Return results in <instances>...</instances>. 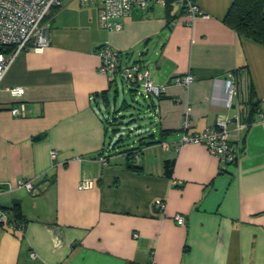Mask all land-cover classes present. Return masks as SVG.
<instances>
[{
  "label": "crops",
  "instance_id": "0c3cea01",
  "mask_svg": "<svg viewBox=\"0 0 264 264\" xmlns=\"http://www.w3.org/2000/svg\"><path fill=\"white\" fill-rule=\"evenodd\" d=\"M62 1L50 20L51 45L22 51L1 82L0 207L20 206L27 224L25 233L0 225V264H264V45L224 22L234 0H196L209 17L192 24L175 2H153L113 31L100 27L97 4ZM105 44L123 64L140 61L153 83L168 86L162 98L150 97L157 129L145 142L156 143L137 161L110 137L119 124L107 110L113 95L118 103L120 83L99 72ZM236 69L240 92L247 97L253 85L260 99L248 127L238 133L231 126L237 162L223 167L203 144L177 149L184 115L191 133L236 116L238 96L227 107L215 84ZM188 72L195 76L189 88L173 83ZM16 87L23 96L9 92ZM21 104L27 116L12 115ZM128 108L124 99L119 112ZM104 154L107 164L98 160ZM167 160H175L171 176ZM86 179L96 184L81 190ZM19 180L38 193L19 188Z\"/></svg>",
  "mask_w": 264,
  "mask_h": 264
},
{
  "label": "built area",
  "instance_id": "2783aa9c",
  "mask_svg": "<svg viewBox=\"0 0 264 264\" xmlns=\"http://www.w3.org/2000/svg\"><path fill=\"white\" fill-rule=\"evenodd\" d=\"M168 1L175 2L180 11L188 17V24H192L197 18H206L209 15L204 12L196 0H79L83 6L97 4L99 6V25L107 31L122 30V19L129 17L135 9L148 11L153 2L161 3L163 6ZM63 6L62 0H0V93L1 82L17 56L24 50H35L42 52L51 45L50 40V15L54 9ZM179 18L172 21L176 25ZM97 54L101 60L99 72L106 75L111 83H121L127 92H131L144 97L161 98L167 93L168 86L157 85L150 79V72L140 61H133L128 64L122 63L121 53L110 44L100 47ZM195 81L192 72L181 74L175 77L173 83L185 88H189ZM216 85H221V92L227 107L233 105V97L238 96V86L235 82V74L228 72L224 79H215ZM9 92L13 96H23L25 88H10ZM236 116L230 119L228 116H221L216 124L206 128L202 132H190L191 119L189 114L184 115L182 120L183 136L178 141L177 149L184 144H203L208 151L217 156L225 167L234 164L240 155V150L236 147L231 137V126L238 133L246 128L240 121V104L236 103ZM26 107L21 104L12 107L11 113L16 117H26ZM264 117V114H262ZM56 152L52 151V157H56ZM107 155L98 157V160L107 164ZM139 155L136 159L139 160ZM19 188H25L29 193H38V188L33 182L19 180ZM94 180L86 179L80 184L81 190L91 189L95 186ZM156 208L164 213L166 202L160 200L155 204ZM13 212L0 207V225H8L20 233H25L26 225L21 221L12 219ZM175 220L180 225L186 224L183 215H176ZM136 238L138 234L134 235ZM30 257L36 258L35 252L30 253Z\"/></svg>",
  "mask_w": 264,
  "mask_h": 264
},
{
  "label": "trees",
  "instance_id": "16d2710c",
  "mask_svg": "<svg viewBox=\"0 0 264 264\" xmlns=\"http://www.w3.org/2000/svg\"><path fill=\"white\" fill-rule=\"evenodd\" d=\"M53 15L54 14L52 11L50 15V19L53 17ZM224 22L229 27L234 29L239 36L250 38L264 45V0H234L225 16ZM0 51H4V50H0ZM231 72L235 74V82L238 86V103L240 104V121L242 124L248 127L250 122L254 120L255 114L259 110L260 99L257 98V93L253 85H251L247 97L244 95L243 92L241 93L239 90V78H238L239 71L236 69ZM131 95L136 96V94L134 93H132ZM162 97L163 96H161V98ZM243 107H245L248 110V120L246 122L242 121ZM153 137H154L153 134L149 135L147 138L141 139V142L139 143L138 146L123 150L120 153L123 154L129 161H134V160L137 161L136 155L138 154L139 157H141L143 148L145 146L156 143L155 140L145 142L146 139L150 140L153 139ZM133 163L134 162L130 163L129 165L131 168H134ZM174 163L175 160H167L165 162L166 174L168 176H171L173 172ZM12 212L14 214V219L16 221H21L24 225L27 224L24 218L25 216L22 213L20 206H15L12 209Z\"/></svg>",
  "mask_w": 264,
  "mask_h": 264
},
{
  "label": "rangeland",
  "instance_id": "374dc122",
  "mask_svg": "<svg viewBox=\"0 0 264 264\" xmlns=\"http://www.w3.org/2000/svg\"><path fill=\"white\" fill-rule=\"evenodd\" d=\"M118 87L120 89L118 103L115 105L113 95L110 109L107 110V113H110L113 117L115 116L117 118L119 127H115V129H117L118 132L115 134L112 131L110 137L112 138L113 145L117 148V152H120L138 146L141 139L147 138L149 135L156 132L157 125L151 119V114L149 112L148 107L151 103L150 97H144L137 94L136 96H131L132 93L130 92L127 95L124 93L123 85L121 83ZM124 99L127 100L131 108L119 112ZM119 139L123 140H120L117 143Z\"/></svg>",
  "mask_w": 264,
  "mask_h": 264
},
{
  "label": "water",
  "instance_id": "95a60500",
  "mask_svg": "<svg viewBox=\"0 0 264 264\" xmlns=\"http://www.w3.org/2000/svg\"><path fill=\"white\" fill-rule=\"evenodd\" d=\"M235 107V106H234ZM129 137V136H128ZM41 139H43V137L42 136H38L37 138H35V140L36 141H39V140H41ZM123 139H121V141H122ZM120 141V140H119ZM119 141H117V142H119Z\"/></svg>",
  "mask_w": 264,
  "mask_h": 264
}]
</instances>
